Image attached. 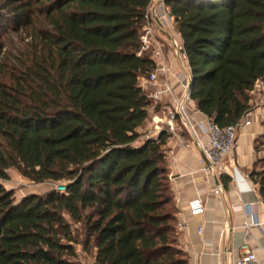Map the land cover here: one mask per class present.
Instances as JSON below:
<instances>
[{
	"label": "trees",
	"instance_id": "1",
	"mask_svg": "<svg viewBox=\"0 0 264 264\" xmlns=\"http://www.w3.org/2000/svg\"><path fill=\"white\" fill-rule=\"evenodd\" d=\"M149 3L0 0V27L31 39L16 56L3 50L0 32V264H76L66 216L83 224L95 264H188L177 243L167 136L140 139L150 112L140 78L154 69L149 53L138 55ZM165 6L197 110L219 127L237 123L264 79V0ZM259 168L249 176L264 203ZM9 169L34 183L65 181L66 192L17 200L2 183Z\"/></svg>",
	"mask_w": 264,
	"mask_h": 264
},
{
	"label": "crops",
	"instance_id": "2",
	"mask_svg": "<svg viewBox=\"0 0 264 264\" xmlns=\"http://www.w3.org/2000/svg\"><path fill=\"white\" fill-rule=\"evenodd\" d=\"M168 42L172 40L182 44L177 35L160 33ZM173 73L184 77L189 72L188 64L173 53L170 55ZM252 99L255 98L252 96ZM200 112L192 114L198 119ZM264 107L256 108L249 126L240 128L236 145L227 159L231 164L232 177L218 175L210 178L197 168L199 151L190 146L189 150L176 147L174 142L166 144L169 181L177 208V243L186 253L188 264H232L241 254V246L255 250L261 263H264V228H251L245 233L243 221L245 214L241 206L255 203L253 212L258 220H264V207L260 202L258 184L249 173L260 169V141L264 135ZM212 183L222 185L220 196L212 193ZM205 203L202 214H191L188 204L194 198ZM262 201V200H261Z\"/></svg>",
	"mask_w": 264,
	"mask_h": 264
},
{
	"label": "built area",
	"instance_id": "3",
	"mask_svg": "<svg viewBox=\"0 0 264 264\" xmlns=\"http://www.w3.org/2000/svg\"><path fill=\"white\" fill-rule=\"evenodd\" d=\"M162 32L179 36L174 29L173 17L165 6V0H150L145 12L138 52V55L149 53L154 63V69L146 77L140 78V86L150 101L152 125L144 139H155L160 133H165L167 142H174L176 147L185 150H189L190 146L197 148L199 151L197 168L200 172L210 178L223 174L232 177L231 164L227 163V159L236 145L238 130L251 124V117L256 108L264 107V79L255 81L249 92L255 98V102L251 98L250 108L237 123L219 127L204 114L194 119L192 114L199 111L191 99L190 70L184 77H178L173 73L170 61V55L173 53L187 64L182 44L172 40L170 49L167 48L160 37ZM261 155H264V148ZM53 186L57 192L65 193L67 182H58ZM222 192L221 184L212 183L214 195L220 196ZM260 202L264 207V203L261 200ZM254 205L255 203L251 202L241 206L245 214L242 226L246 234L253 227L264 228V220H258L253 212ZM188 208L191 214H202L205 203L197 197L189 202ZM241 250V254L232 264H264L258 259L255 250L248 248L245 242Z\"/></svg>",
	"mask_w": 264,
	"mask_h": 264
},
{
	"label": "rangeland",
	"instance_id": "4",
	"mask_svg": "<svg viewBox=\"0 0 264 264\" xmlns=\"http://www.w3.org/2000/svg\"><path fill=\"white\" fill-rule=\"evenodd\" d=\"M154 2H152V5ZM1 14L3 16H7V13L5 10L1 11ZM8 26V25H7ZM7 26H1L0 32L2 34L1 42L3 46V50H7L8 48L14 47L13 53L16 56H20L21 49L23 48L24 43L29 42L31 39L29 35L26 34V32L20 31L18 33H15L13 31H6ZM10 26V25H9ZM2 29L4 31H2ZM161 39L166 44L167 48L170 49V42H168V39L165 36H161ZM12 64H14V61H10ZM150 116L151 111L149 112V117L147 123L144 125V127L141 129L142 136L140 139H144L146 134L152 129V125L150 124ZM259 166H264V163H259ZM9 178L6 181H3L4 187L6 189L12 190L14 192L15 198L18 200L21 197L30 194V193H37V194H44L45 192L49 191L51 188H53V184L50 182L45 183H34L27 178H24L21 176L16 170L9 169L7 171ZM65 182V181H61ZM58 183V182H57ZM66 220L69 222L71 226V230L73 232V237L75 239V251H76V258L75 262L76 264H95L94 260V249L92 247V244H84L85 241V231L83 229V224L74 223L68 216H66Z\"/></svg>",
	"mask_w": 264,
	"mask_h": 264
},
{
	"label": "water",
	"instance_id": "5",
	"mask_svg": "<svg viewBox=\"0 0 264 264\" xmlns=\"http://www.w3.org/2000/svg\"><path fill=\"white\" fill-rule=\"evenodd\" d=\"M190 87H192V80H190Z\"/></svg>",
	"mask_w": 264,
	"mask_h": 264
}]
</instances>
